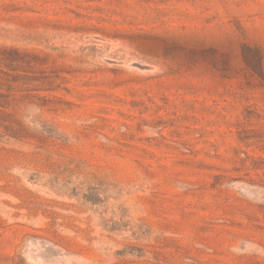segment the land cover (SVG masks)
<instances>
[{
	"label": "rangeland",
	"instance_id": "rangeland-1",
	"mask_svg": "<svg viewBox=\"0 0 264 264\" xmlns=\"http://www.w3.org/2000/svg\"><path fill=\"white\" fill-rule=\"evenodd\" d=\"M0 264H264V0H0Z\"/></svg>",
	"mask_w": 264,
	"mask_h": 264
}]
</instances>
